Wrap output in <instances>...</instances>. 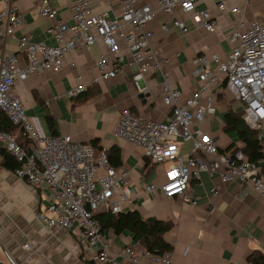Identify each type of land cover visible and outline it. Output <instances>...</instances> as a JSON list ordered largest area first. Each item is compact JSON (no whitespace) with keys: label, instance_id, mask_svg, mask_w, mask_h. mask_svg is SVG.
Masks as SVG:
<instances>
[{"label":"built area","instance_id":"2783aa9c","mask_svg":"<svg viewBox=\"0 0 264 264\" xmlns=\"http://www.w3.org/2000/svg\"><path fill=\"white\" fill-rule=\"evenodd\" d=\"M119 15L111 17L106 11L95 13L91 0H72V22L58 17L51 0H39L38 13L50 20L46 32L54 40H32L28 35H15V27L24 20L13 0H0V43L15 39L26 63L18 64L14 54H4L0 48V111L20 130L25 143L15 134L0 129V147L18 166L14 174L35 189L45 190L46 205L37 213L42 226L73 229L78 244L96 264H118V257L140 264L142 254L137 245L126 247L118 254L109 251L103 228L96 218L100 208L112 213L124 211L133 205L139 191L127 180V173L110 164L104 150H95L90 143L74 141L70 135L43 133L26 113L19 96L12 93L17 80L39 74L47 69H59L67 53L75 49L97 45L100 41L113 54L108 59L100 55L96 62L98 79L114 77L121 71L125 48L131 56L136 72L132 79L138 84L150 70L162 75L163 103L171 107L161 121L124 109L120 113L115 135L142 149V154L154 164L164 165L159 185L148 183L145 193L160 190L166 198H179L192 206L197 204L192 181H199L201 173L218 175L224 183H250L264 196V157L257 162L246 159L235 144L220 149L215 138L203 131L201 122L215 112L213 87L224 81L226 90L241 105L245 123L257 131V140L264 139V22L240 18L228 36L230 50L224 57L216 53L195 54L191 59V74L199 81L196 89L179 102V90L171 87L162 65L168 59L152 44L154 32L148 25L160 11L169 22L160 24L161 31L177 28L188 31L185 17L208 32L222 28L207 4L229 13L239 11L235 0H118ZM205 2V7L199 3ZM231 3V4H230ZM230 4V5H229ZM70 68L75 62H70ZM78 83L66 91L73 98L87 89L78 75ZM189 143L186 153L182 144ZM216 196L215 187L209 189ZM24 248H29L24 243ZM154 263L174 264L170 251L153 254L145 250Z\"/></svg>","mask_w":264,"mask_h":264},{"label":"crops","instance_id":"0c3cea01","mask_svg":"<svg viewBox=\"0 0 264 264\" xmlns=\"http://www.w3.org/2000/svg\"><path fill=\"white\" fill-rule=\"evenodd\" d=\"M51 2L59 18L72 22V0ZM38 3L39 0H13L24 18L15 27V35L25 34L32 40L53 44L54 40L46 32L51 21L38 13ZM207 5L222 24L220 30L208 32L185 17L189 28L186 33L177 28L164 32L160 24L170 19L160 11L148 25L154 32L152 44L169 60L161 70L167 73L170 86L179 90V102L188 98L199 84L191 74V59L195 54L216 53L224 57L230 50L228 36L240 18L264 22V0H235L237 13L222 12ZM198 6L205 7L206 3L201 2ZM91 8L95 13L106 11L111 17H117L120 11L118 0H91ZM0 48L4 54L16 55L18 64L26 63L15 39L1 42ZM121 53L125 62L114 77L98 79L93 84L89 82L98 74L96 62L100 55L104 54L108 59L114 57L99 41L97 45L67 53L59 69H47L29 75L25 80H17L12 93L20 97L27 115L43 133L51 134L46 121V117L51 116L55 134L70 135L81 143L97 140V146L106 154L111 147L118 149L119 165L116 167L127 173L128 183L139 191L133 205L124 211L136 210L142 218L155 217L172 223L163 237L172 246L170 254L174 264H251L248 256L253 251L264 254V196L250 183H224L218 175L201 173L200 180L191 183L198 195L195 206L183 203L177 197L166 198L158 189L148 193L143 191L148 183L160 184L164 165L151 163L139 146L115 135L120 113L129 109L148 119L161 121L170 113L171 107L162 100L161 72L150 70L136 84L132 79L136 66L125 48ZM70 62H75V67L70 68ZM78 75L86 83L88 92L68 98L66 91L78 83ZM213 88L215 112L206 115L201 127L215 138L220 149H225L240 142L234 132H223L224 114L229 107L241 114L242 108L226 90L224 81ZM140 93H143L141 98L138 97ZM182 148L186 153L189 143L184 142ZM262 151L264 157V139ZM211 187L218 190L216 196H211ZM46 203L45 190L35 189L17 177L13 169L1 163L0 157V264H96L78 244L73 229L47 230L42 226L37 213ZM108 212L112 213L107 208H100L96 216L102 215L104 221L109 217L104 216ZM103 233L111 254L137 245L136 250L142 254L140 264H161L151 262L148 255L143 254L144 248L135 241L130 230L116 233L105 226ZM24 243H28L29 248H24ZM118 261V264H136L121 256Z\"/></svg>","mask_w":264,"mask_h":264},{"label":"trees","instance_id":"16d2710c","mask_svg":"<svg viewBox=\"0 0 264 264\" xmlns=\"http://www.w3.org/2000/svg\"><path fill=\"white\" fill-rule=\"evenodd\" d=\"M87 90L88 88L81 93L88 92ZM46 121L51 129V134H55L51 116H47ZM223 122V132L235 133L240 142L238 147L246 159L251 162H257L263 157L262 144L257 140V131L250 128L245 123L241 114L229 107L224 114ZM0 129L15 134L18 142L25 143V139L20 136L18 127L13 125L2 111H0ZM96 142L97 140H92L90 143L97 151L100 150V148L97 146ZM234 145L235 144L232 143L225 149L228 150ZM106 152L110 164L114 167L118 166V149L116 147H111ZM0 157L1 163L5 167L14 169L18 166V162L1 147ZM147 160L150 161L149 159ZM146 166H148V162H146ZM106 215L109 217L105 218L104 221L102 220V215L96 216L97 219L99 218L98 221L102 228L109 226L116 233L123 229L130 230L134 234L135 241L138 242L144 250L150 253L162 254L171 251L172 246L163 237L164 233L169 230L172 225L170 221L159 220L155 217L142 218L136 210L122 211L115 214L108 212L105 213L104 216ZM248 260L251 264H264V254L259 251H253L248 256ZM87 264H91V262H87Z\"/></svg>","mask_w":264,"mask_h":264},{"label":"water","instance_id":"95a60500","mask_svg":"<svg viewBox=\"0 0 264 264\" xmlns=\"http://www.w3.org/2000/svg\"><path fill=\"white\" fill-rule=\"evenodd\" d=\"M142 96H143V93H140V94L138 95V97H140V98H141Z\"/></svg>","mask_w":264,"mask_h":264}]
</instances>
